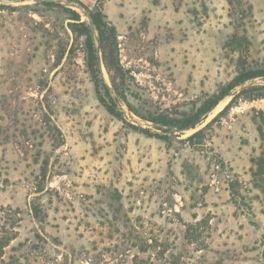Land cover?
Here are the masks:
<instances>
[{"label": "rangeland", "instance_id": "rangeland-1", "mask_svg": "<svg viewBox=\"0 0 264 264\" xmlns=\"http://www.w3.org/2000/svg\"><path fill=\"white\" fill-rule=\"evenodd\" d=\"M42 1L0 0V264H264V77L180 130L119 100L100 49L123 122L63 9L100 10L132 105L177 115L264 69V0Z\"/></svg>", "mask_w": 264, "mask_h": 264}, {"label": "trees", "instance_id": "trees-1", "mask_svg": "<svg viewBox=\"0 0 264 264\" xmlns=\"http://www.w3.org/2000/svg\"><path fill=\"white\" fill-rule=\"evenodd\" d=\"M41 3L47 5L57 4L61 6L60 3H55L52 0H43ZM79 4L86 11H89L92 16L96 32L101 43V49L103 52L105 64L109 70H112L114 72L112 81L115 94L117 95L119 100L121 99L135 114L139 115L144 120H147L154 124L180 130L195 127L199 123L202 115H205L212 111L221 100L230 95L231 92L238 86H242L247 81L255 79L257 77H264V69H256L254 67H251L250 65H248L246 59H242L241 57H239L235 76L229 82L223 84L215 93L207 96V98L201 103L200 107L197 110H191L190 112H184L183 114L177 115L151 112L148 114L141 113L140 111L135 109V107L131 103V100L129 99V95H127L128 93L125 88V85L127 83L126 71L119 65V63H117L119 65L118 68L112 67L109 64V54L107 52V49L110 48L111 45H113V34H115V28L109 27L107 25L105 16L100 10H91L82 2H80ZM63 9L68 12V16L72 20V22L70 23V25L72 26V30L85 37V52L87 57L88 71L90 74V78L94 83L97 99L111 115L125 122L126 119L124 116V112L121 107H119L118 99L115 98L112 90L101 77L102 71L100 70L98 61L96 35L92 32L89 21L82 20L81 12L76 9L68 7H64ZM230 43L233 45L237 44L236 40L234 39H232ZM246 91V89H243V91L236 94L232 98L228 106L232 105L234 102H236V100L241 98V96H243ZM132 126L133 128L149 136L154 134L149 128L135 125ZM9 241V239L0 238V254L3 253V248L8 245Z\"/></svg>", "mask_w": 264, "mask_h": 264}, {"label": "water", "instance_id": "water-1", "mask_svg": "<svg viewBox=\"0 0 264 264\" xmlns=\"http://www.w3.org/2000/svg\"><path fill=\"white\" fill-rule=\"evenodd\" d=\"M8 1H17V0H8ZM71 5H77V4L72 3ZM84 13H85V16L87 17V19L89 20V24H90L92 32L94 34H97L96 28H95V25H94V22H93V19H92L90 12L84 10ZM96 40H97V55H98L99 66H100V70L103 72L102 58H101V54H100L101 45H100V40H99L98 36H97Z\"/></svg>", "mask_w": 264, "mask_h": 264}]
</instances>
